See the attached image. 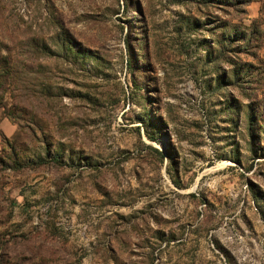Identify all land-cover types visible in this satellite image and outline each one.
<instances>
[{"label":"rangeland","instance_id":"rangeland-1","mask_svg":"<svg viewBox=\"0 0 264 264\" xmlns=\"http://www.w3.org/2000/svg\"><path fill=\"white\" fill-rule=\"evenodd\" d=\"M38 155L0 264H264V0H0V157Z\"/></svg>","mask_w":264,"mask_h":264},{"label":"trees","instance_id":"trees-1","mask_svg":"<svg viewBox=\"0 0 264 264\" xmlns=\"http://www.w3.org/2000/svg\"><path fill=\"white\" fill-rule=\"evenodd\" d=\"M235 32L236 31H233V35H236ZM243 34H244V32H240V35H237L238 36L237 38H240L241 40H243L244 39V37H243L244 35ZM129 53H130V49H129ZM127 62L130 65V57L128 58ZM251 115H252V113L249 112L248 113V118H249V120H248V123H249L248 128H250V129L252 127L250 125L251 124V122H250ZM255 134H257V133H255ZM250 135H253V133L250 132ZM147 136L149 138H154V136L152 134H150V133H147ZM150 148L155 150L158 153L159 156L162 155V152L158 148L153 147V146H150ZM46 160H50V161H53V162H60L61 161L60 158L58 156H56V155H50V157H43L42 155H38L37 157H35V159H33V158H32V160L25 159V161L24 160L17 161V159H12V162H6V161L3 160L2 157H0V162H4L7 166H12L14 168H19V167H22V166H35V165H38L40 163H43Z\"/></svg>","mask_w":264,"mask_h":264}]
</instances>
